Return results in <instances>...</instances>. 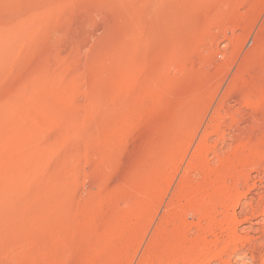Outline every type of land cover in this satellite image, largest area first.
I'll return each mask as SVG.
<instances>
[{"label":"rangeland","instance_id":"1","mask_svg":"<svg viewBox=\"0 0 264 264\" xmlns=\"http://www.w3.org/2000/svg\"><path fill=\"white\" fill-rule=\"evenodd\" d=\"M263 192L264 0H0V264H264Z\"/></svg>","mask_w":264,"mask_h":264},{"label":"bare ground","instance_id":"2","mask_svg":"<svg viewBox=\"0 0 264 264\" xmlns=\"http://www.w3.org/2000/svg\"><path fill=\"white\" fill-rule=\"evenodd\" d=\"M256 165H257V164H256ZM262 189H263V188H262ZM233 191H234V190H233ZM263 193H264V192H263ZM263 193H262V194H263ZM262 199L264 200V195H263V198H261V200H262ZM260 202H261V201H260ZM258 205H259V204H258ZM244 211H245V210H244ZM234 215H235V214H234ZM247 215H248V214H247ZM253 215H254V214H253ZM247 219H248V218H247ZM247 219H246V220H247ZM262 219H263V218H262ZM239 221H240V220H239ZM259 221H260V220H259ZM261 221H262V223H263V220H261ZM257 222H258V221H257ZM257 222H256V223H257ZM239 223H240V222H239ZM253 223H254V222H253ZM260 223H261V222H260ZM231 224H232V223H231ZM251 224H252V223H251ZM259 227H260V230H261L262 233H263V232H264V230H263V229H264V224L261 225V226L258 225V228H259ZM247 228H248V227H247ZM250 228H252V227H250ZM248 229H249V228H248ZM249 230H251V229H249ZM252 230H254V229H252ZM258 230H259V229H258ZM258 230L255 229V231H258ZM232 235H234V234H232ZM232 238H233V237H232ZM234 238H235V237H234ZM241 239H242V238H241ZM243 239H244V238H243ZM239 240H240V239H239ZM240 241H241V240H240ZM235 242H236V239H235ZM262 243H264V242H262ZM227 246H228V245H227ZM259 246H260V245H259ZM259 246H258V247H259ZM263 252H264V251H263ZM253 255H254V254H253ZM262 255H263V254H262ZM253 257H254V256H253ZM254 259H255L254 261H257L258 257H254ZM263 259H264V256L262 257V260H263ZM263 261H264V260H263ZM243 262H244L243 264H245V260H244ZM247 262H248V261H247ZM251 263H252V262H251ZM260 264H261V263H260Z\"/></svg>","mask_w":264,"mask_h":264}]
</instances>
